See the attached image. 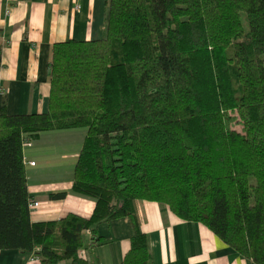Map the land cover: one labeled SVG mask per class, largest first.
I'll return each mask as SVG.
<instances>
[{
  "label": "trees",
  "instance_id": "obj_1",
  "mask_svg": "<svg viewBox=\"0 0 264 264\" xmlns=\"http://www.w3.org/2000/svg\"><path fill=\"white\" fill-rule=\"evenodd\" d=\"M47 76L46 113H0V250L89 264L82 233L127 218L121 264H148V201L264 264V0H109L104 38L54 43ZM74 129L91 217L31 223L22 144Z\"/></svg>",
  "mask_w": 264,
  "mask_h": 264
},
{
  "label": "crops",
  "instance_id": "obj_2",
  "mask_svg": "<svg viewBox=\"0 0 264 264\" xmlns=\"http://www.w3.org/2000/svg\"><path fill=\"white\" fill-rule=\"evenodd\" d=\"M109 0H0V113L44 114L48 110L47 67L54 43L104 38ZM83 129L39 134L22 148L27 193L38 205L31 223L58 221L68 214L89 219L94 202L71 193V176ZM31 162L33 165H29ZM62 198H54L62 195ZM145 236L148 264H254L237 255L205 226L178 219L155 202L133 204ZM127 218L82 233L79 255L89 264H121L130 248ZM95 236V237H94ZM95 238L102 243L95 244ZM33 253L0 250V264H42ZM56 264H71L63 260Z\"/></svg>",
  "mask_w": 264,
  "mask_h": 264
},
{
  "label": "built area",
  "instance_id": "obj_3",
  "mask_svg": "<svg viewBox=\"0 0 264 264\" xmlns=\"http://www.w3.org/2000/svg\"><path fill=\"white\" fill-rule=\"evenodd\" d=\"M26 146H27V147H30V146H31V142H29V141H25V142L22 144V147L24 148V147H26ZM28 164L31 165V166L33 165V163H31V162H29ZM37 205H38V204H37L36 202H32V201H31V202L29 203L28 207H29V209H31V208H36ZM35 251H38V248H36ZM31 260H38V257H37V255H35V253L32 254Z\"/></svg>",
  "mask_w": 264,
  "mask_h": 264
},
{
  "label": "rangeland",
  "instance_id": "obj_4",
  "mask_svg": "<svg viewBox=\"0 0 264 264\" xmlns=\"http://www.w3.org/2000/svg\"><path fill=\"white\" fill-rule=\"evenodd\" d=\"M236 129L238 130V129H239V127H236Z\"/></svg>",
  "mask_w": 264,
  "mask_h": 264
}]
</instances>
